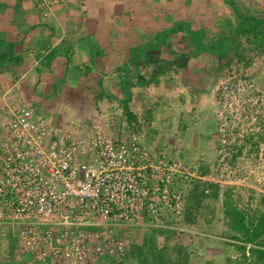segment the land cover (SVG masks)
<instances>
[{
  "label": "rangeland",
  "instance_id": "rangeland-1",
  "mask_svg": "<svg viewBox=\"0 0 264 264\" xmlns=\"http://www.w3.org/2000/svg\"><path fill=\"white\" fill-rule=\"evenodd\" d=\"M242 1L246 5H264V0ZM180 2L184 10H187L185 19L194 20L193 24H188L195 27L202 25L209 33L217 30L215 21L223 16L220 12L223 0ZM170 16L176 18L174 15ZM154 27L156 31H162L159 29L161 24H154ZM179 38L180 33L172 36V48L186 52L187 49L179 43ZM85 44L90 49H102L101 43L92 40L90 34L85 35ZM62 46L69 48L65 43ZM244 46L245 49L249 46L246 39ZM246 50L239 60L234 61L229 69L222 70L218 76L213 75L211 69L212 66L220 65V59L203 53L190 57L185 68L170 70L160 76L157 85L133 87L128 103L129 111L135 116L131 120H128L123 104L119 101L123 95L117 88V82H121L119 69L125 59V51L116 54L109 62L112 69L105 63L106 59L103 62L94 61L97 71L114 72L105 84L109 95L99 92L96 86L98 74L91 72L85 76L82 87L76 88L75 92L69 93L67 90L64 96L63 92H59L58 96L51 95L43 102H37L38 105H44L40 108L58 125L72 120L73 126L89 136L104 135L113 139L137 136L141 144L152 150L155 156L164 153L167 160L180 163V171L175 172L170 187L172 190H182L183 208L194 185H202L204 182L219 184L218 198H207L199 210L195 211L192 222L183 221L181 216L180 219L174 218L176 222L169 224L177 229L170 244L181 242L187 248L192 264H206L208 261L225 264L227 255L235 262L239 257L234 247L226 244V240L229 242L230 239L219 234L224 229V190L230 191L235 198H242L243 203L250 196V190L257 194L264 193V141L257 153L245 148L242 155L232 158L233 142L247 133L264 131V49L255 51L248 47ZM162 56L171 57L165 48ZM40 65L49 66L46 61H42ZM9 67L6 64L3 69L9 71ZM52 84L54 87L50 91H57L58 83ZM31 86V89L36 90L43 87L41 83ZM84 89L85 94H81ZM74 105L78 108H74ZM201 166L205 173H201ZM208 191L209 189L205 192ZM151 227L153 226L148 224L138 225L133 227V234L137 230ZM9 230L0 226V255L4 253ZM117 234L118 231L112 229V235ZM21 253L24 254L18 248L14 250L16 258ZM34 260L35 257H30L27 264L37 263ZM103 260L108 261L109 258Z\"/></svg>",
  "mask_w": 264,
  "mask_h": 264
},
{
  "label": "built area",
  "instance_id": "built-area-1",
  "mask_svg": "<svg viewBox=\"0 0 264 264\" xmlns=\"http://www.w3.org/2000/svg\"><path fill=\"white\" fill-rule=\"evenodd\" d=\"M37 1L47 16L52 1ZM2 111L0 226L22 252L57 264H96L102 255L121 264L132 227L181 216L182 190L170 187L181 164L137 136H89L26 102L10 100Z\"/></svg>",
  "mask_w": 264,
  "mask_h": 264
},
{
  "label": "trees",
  "instance_id": "trees-1",
  "mask_svg": "<svg viewBox=\"0 0 264 264\" xmlns=\"http://www.w3.org/2000/svg\"><path fill=\"white\" fill-rule=\"evenodd\" d=\"M210 1L215 2L217 0ZM223 2L220 11L223 16L215 21L217 30L211 33L202 25L195 27L190 23L188 24V22H178L162 29V31H155L147 36L144 41L128 48L126 58L119 69L121 82L120 80L117 82L123 95V98L119 101L123 104L128 120L135 118L128 108L132 88L157 85L160 76L166 72L185 68L190 57L207 53L219 58L220 65L212 66L213 69H211L213 75L217 74L218 76L222 70L229 69L234 61L239 60L243 51H247L248 47L255 51L264 49V5L261 6L256 3L246 5L242 0H223ZM179 33V43L187 49L186 52L172 48L171 38ZM245 39L249 43L246 49L244 48ZM63 44L54 46L44 55L42 61H46L47 65H51V62L57 56H65L66 67H69L72 50L70 48L65 50L64 47H61ZM163 48L170 54V58L162 56ZM10 49L11 47H4L3 50L0 48V71L6 64H20L23 53L31 51L29 49L24 50L16 59L15 56L8 54ZM88 49L90 52L89 59L81 69L85 70V75L91 72L97 73L96 86L99 92L109 95V92L103 86V77L109 74L113 75L114 72L102 73L97 71L93 64V57L99 52V48L90 49L88 47ZM263 141L264 131L247 133L243 138L233 142L232 150L234 154H232V158L235 159L242 155L245 148L249 152L257 153ZM219 144L222 145L220 142ZM201 173H205L203 166H201ZM208 189L209 191L205 192ZM219 190V184L214 182L194 185L186 198L181 213L182 220L192 222L195 211L199 210L207 198L217 199ZM250 193L246 203H243L241 202L242 198H235L230 191L224 190L222 192L224 229H221L219 234L225 239H230L229 242L226 240V244L233 246L234 250L239 253L236 262L227 255L225 264H264V193L257 194L253 190H250ZM209 211H211L210 208ZM176 219L170 218L166 222L168 225L165 226L158 225L134 232L131 235L129 247L120 256L121 264H127L128 262L130 264H192L189 252L181 242L170 244L177 234V229L169 226V224L176 222ZM208 221L211 220L208 219ZM6 241L4 253L0 255V264H27L32 254L27 251L24 254L21 253L20 257H15L14 250L17 248L20 250V247L18 237L11 230H9ZM102 256L96 264H110L116 261L110 255ZM105 258H109L108 263L103 261ZM34 261L37 262L35 264H45L39 260ZM206 264H214V262L208 261Z\"/></svg>",
  "mask_w": 264,
  "mask_h": 264
},
{
  "label": "crops",
  "instance_id": "crops-1",
  "mask_svg": "<svg viewBox=\"0 0 264 264\" xmlns=\"http://www.w3.org/2000/svg\"><path fill=\"white\" fill-rule=\"evenodd\" d=\"M47 1L52 4L48 15L44 16L37 0H0V48L11 47L8 54L16 59L24 50H31L23 53L20 64L9 65V71L1 68L0 123L4 121L2 107L10 100L29 103L44 112L40 108L44 105L37 103L39 100L43 102L51 95L58 96L59 92L64 96L67 90L73 93L82 87L86 75L81 67L90 53L85 35H92V40L102 45L101 52H97L93 60L103 62L106 59L105 63L112 69L109 62L115 55L126 53L128 47L153 34L154 24H161L159 29H165L178 22L194 23V20L185 19L187 10L180 0ZM61 43L72 50L70 66L66 67L65 56H57L48 67L40 65L44 55ZM111 76L104 79L103 86ZM34 83H41L43 87L31 89ZM52 83H58L57 91H50L54 87ZM81 94H85V89ZM74 108L78 107L74 105ZM132 228L131 235L136 226Z\"/></svg>",
  "mask_w": 264,
  "mask_h": 264
},
{
  "label": "water",
  "instance_id": "water-1",
  "mask_svg": "<svg viewBox=\"0 0 264 264\" xmlns=\"http://www.w3.org/2000/svg\"><path fill=\"white\" fill-rule=\"evenodd\" d=\"M83 229H86V230H94V229L99 230L100 228L99 227H94V226H87V227H85Z\"/></svg>",
  "mask_w": 264,
  "mask_h": 264
}]
</instances>
